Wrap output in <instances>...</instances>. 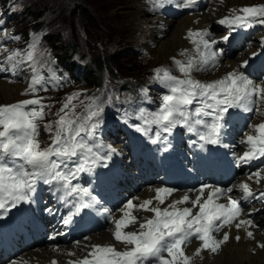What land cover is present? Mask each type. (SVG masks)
Listing matches in <instances>:
<instances>
[{
  "label": "snow or ice",
  "instance_id": "snow-or-ice-1",
  "mask_svg": "<svg viewBox=\"0 0 264 264\" xmlns=\"http://www.w3.org/2000/svg\"><path fill=\"white\" fill-rule=\"evenodd\" d=\"M150 3L156 10L173 3L177 7L190 8L197 0H150ZM239 11L242 15L221 19L219 23L237 28L251 27V22L258 15L264 16V7H243ZM259 22L264 23V20ZM208 36L207 31L199 30H190L188 34L197 45V51H200L201 47L210 49L212 44L217 43L207 39ZM13 39L18 40L19 37ZM222 40L228 42L229 35L222 37ZM37 43L38 38H34L29 47L35 48ZM19 55V50L14 51L8 55L7 62L14 70L24 63L29 64L33 75L28 91L32 94L40 90L47 91V81L31 63L33 56L27 54L25 61L17 59ZM216 56V53L209 52L202 56L199 62L189 60L187 63L174 59L185 79H178L164 68L154 69L153 80L163 89L159 97L160 104L151 111L140 109L139 118L144 127L135 125L136 131L145 136L151 133L150 143L158 144L162 141L168 142L174 130L181 127L197 135L203 142L199 145L201 148L205 144H222L231 115L229 109L242 108L245 112H252L251 105L264 101V85L256 84L243 72L235 71L209 83L191 77L193 69L202 71L209 64L214 66ZM246 64L247 61L241 67ZM73 98L68 97L69 103ZM148 103L152 101L149 99ZM45 107L42 98L0 106V209L7 211L6 206L9 204L14 208L21 202H30L37 184L43 183L56 185V191L62 196L72 198L75 214H79L83 209L94 207L97 203L90 188L78 183L80 174L91 173L101 160L110 158L111 152L115 151L108 145L106 147L109 152L102 157L98 152H94V148L98 149L102 145L89 141V137L95 136L96 129L102 122L103 109L97 106L95 110H90L86 122L81 123L70 119L68 113H65L56 121L54 133L51 124L44 125L45 131L52 133L51 144L41 149L37 137L39 121L44 119ZM67 108L68 103H65L61 111ZM255 110L259 112L258 107ZM260 114L264 115V112ZM253 131L255 135L245 134L241 141L247 145V149L238 157V163L247 164L264 158V123L256 125ZM163 150L167 151V146ZM254 175L261 177L259 171ZM234 188H238L242 193L240 199L228 195ZM206 190L207 197L204 198ZM173 191L175 189L169 187L157 188L155 200L158 204H164L166 197ZM197 191L199 194L194 199L184 195L165 208L152 206V199L144 200L139 205L129 200L117 210L122 213L119 219L112 216L111 210L103 209L110 218L109 222L114 224L115 241L123 243L125 250L118 251L112 245H92L87 256L74 264H191L193 257L185 254L184 247L190 244L193 238L201 242L194 253V256H199L203 250L218 252L221 245L230 238L228 232H224L221 239H217L213 233H219L225 227L234 226L237 230H246L248 226L257 227L251 219H240L241 202L248 201L254 195L247 183L226 189L202 185ZM221 198H227V203H220ZM260 198H264V193H261ZM188 203L192 207H179ZM197 206L198 211L193 214V209ZM133 209L150 211L153 216L139 222L130 211ZM64 223L67 224L68 219H65ZM136 224L138 230L125 231L130 225ZM246 234L249 238H254L252 231H246ZM235 239L239 241L241 237L237 235ZM259 247L264 248V243L259 244Z\"/></svg>",
  "mask_w": 264,
  "mask_h": 264
},
{
  "label": "rangeland",
  "instance_id": "rangeland-1",
  "mask_svg": "<svg viewBox=\"0 0 264 264\" xmlns=\"http://www.w3.org/2000/svg\"><path fill=\"white\" fill-rule=\"evenodd\" d=\"M250 1L252 7H264V0ZM149 2L150 0H0V19L5 18L6 22L8 12L10 15L5 28L0 31V59L19 50L17 59L26 61L30 52L33 56L31 63L45 78L48 87L47 91L40 90L35 94L29 92L28 85L33 73L29 64L24 63L18 67L23 75L18 78V83H23L25 90L19 92V99L8 104L11 100L0 99V106L42 98L46 107L44 119L39 121L37 137L42 149L51 144L52 135L45 131L44 125L51 124L54 133L56 121L65 113L78 123H81L78 116H83V121L86 122L89 111L95 110V104L99 103L98 106L103 109L99 128L111 115V111L117 109L111 103H118L119 108L125 107L128 110L139 107L151 109L160 101L159 94L163 92L161 86L153 80L154 69L164 68L178 79L186 78L174 63V59H182L181 55L155 58L145 49L150 45L148 40L144 45L140 44L135 21L142 12V6ZM80 8L90 11V21L85 19ZM257 19L259 22L264 16L258 15ZM255 34L262 35L261 32ZM7 35L11 36L7 38ZM16 36L19 37L18 40L13 39ZM56 37L59 43L55 42ZM34 38H38V43L35 48H30ZM63 49L71 54L70 62H65L66 54ZM97 55L104 60L101 70L97 71L98 82L90 85L85 79L83 67L86 65L88 68L93 64ZM52 67L56 74L64 76L58 78L51 71ZM68 97H74L70 103ZM149 99L152 103H148ZM65 103H68V108L62 112ZM115 131L111 134L112 144H116L122 136L119 129L116 128ZM134 191L136 189L130 194Z\"/></svg>",
  "mask_w": 264,
  "mask_h": 264
},
{
  "label": "bare ground",
  "instance_id": "bare-ground-1",
  "mask_svg": "<svg viewBox=\"0 0 264 264\" xmlns=\"http://www.w3.org/2000/svg\"><path fill=\"white\" fill-rule=\"evenodd\" d=\"M193 6H198V10L191 13L187 12V8L177 7L175 3L166 5L158 10L153 9L150 2L142 6V12L137 15L135 21L140 36V44L144 45L146 40H148L150 45L148 48L145 47V49L150 55L157 58L159 56L165 57L179 54L182 56V59L177 60L183 63H187L189 60L199 62L202 56L207 55L209 52L216 53L217 56L214 66L209 64L202 71L193 69L191 72L193 79L203 83L222 79L228 73L235 71L237 73L243 72L254 83L264 85V63L256 71L251 69L252 73H246L241 70V65L249 57L258 52V43L262 37L254 34L249 40L238 39L232 46H228L226 45L227 43L223 44L222 37L229 32L222 33L217 31L215 27V24L219 23L221 19L242 15L239 10L243 7H252L251 1L197 0V3ZM190 30L192 32L198 30L207 31L209 33L207 39L210 41L215 40L217 43L212 44L210 49H203L201 47L200 51H197V45L188 37ZM1 68L6 69L2 63H0ZM16 73L19 74L17 69ZM10 78L16 79V75L13 73H10L9 77L7 75H0V99L6 101L11 100L7 104L19 99V92L25 90V86L23 83H18V79L12 80ZM251 107H253V115L247 124L244 127L243 125H236L230 133L229 151L234 158L236 168L242 164L238 163V157L242 156L247 149V145L241 143L245 138V134L255 135L256 133L253 131V128L256 125L264 123V115L260 114L264 112V101H258L257 104L251 105ZM257 107L259 108V112L255 110ZM250 125L252 126L251 128L249 127ZM110 140L112 142V135ZM110 145L114 144L111 143ZM115 146L119 151V146L128 150L125 145V140L121 138ZM130 154L126 156L125 152L122 151L120 155L122 159L120 169L122 180L117 185V193L119 199H124L119 206L110 209L115 219H119L122 215L117 210L129 200L139 205L144 200L152 199V206L158 205L160 208H165L173 201L180 200L184 195H189L190 198L194 199L199 194L197 190L202 185H211L226 189L233 185L247 183L254 194V201L252 203L247 201L241 202L242 215L240 219H251L257 227L248 226L246 230L245 228L237 230L234 226L230 228L225 227L219 233H213L217 239H221L224 232H228L230 237L226 243L221 245L216 253L203 250L199 256H194L196 249L201 243L198 240L184 247V251L186 255L193 257L191 264H264V248L259 247V244L264 243V198H260L261 193H264V162L260 164L261 166L259 165L257 167H249L247 165L245 168L236 172L234 181L231 184H229L230 182L227 184H198L184 190L172 188L175 191L166 197L164 204H158V201L155 200V189L163 186L157 184L153 179L145 178L141 173L139 164L134 162V157L129 156ZM258 171L261 173L260 178L254 175ZM250 176L251 179H249ZM130 189H136V191L130 194L132 191ZM137 191L138 193H136ZM228 195L234 199H240L242 193L238 188H234L233 192L228 193ZM206 197L207 190L204 194V198ZM219 202L227 203V198H221ZM179 207H192V205L188 203L179 205ZM130 211L137 217L139 222H143L145 219H150L153 216V213L150 211H144L142 209H133ZM196 211H198V206L193 209V214ZM54 228H51L46 234H41L44 230L40 229L33 234H29L27 240L20 238L27 242L40 236L30 245L17 244L12 252L5 253V256H0V264H53V262L55 264H74V262L82 260L87 256L91 251L92 245H112L118 251H124L126 247L123 243L115 241L113 237L114 224L110 222L98 232L67 243L61 241H45L46 237H52L55 234ZM136 230H138V224L130 225L125 229V231ZM246 231H252L254 238H249ZM59 232L61 231H57V233ZM237 235L241 237L239 241L235 239Z\"/></svg>",
  "mask_w": 264,
  "mask_h": 264
},
{
  "label": "trees",
  "instance_id": "trees-1",
  "mask_svg": "<svg viewBox=\"0 0 264 264\" xmlns=\"http://www.w3.org/2000/svg\"><path fill=\"white\" fill-rule=\"evenodd\" d=\"M81 9V8H80ZM80 12H82V15L83 16H85V19L86 20H88V21H90V19H91V13H90V11L89 10H87V9H81V11ZM55 42L56 43H59V41H58V37H56L55 38ZM63 52H65V54H66V56L64 57L65 58V62H70V60H71V54H68L67 53V50L66 49H63ZM115 54V53H114ZM114 54H113V56H114ZM112 56V57H113ZM108 57H110V56H108ZM103 60L104 59H102L101 57H100V55H97L96 57H95V59L93 60V64H91L90 66H88V68H87V66L85 65L84 67H83V71H84V73H85V79H86V81H88L89 82V84L90 85H92V84H95L96 85V82H98V72L97 71H99V69L101 70V68L100 67H102L101 66V64L103 63ZM96 72V73H94V71ZM94 81V82H93Z\"/></svg>",
  "mask_w": 264,
  "mask_h": 264
}]
</instances>
